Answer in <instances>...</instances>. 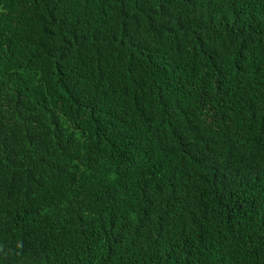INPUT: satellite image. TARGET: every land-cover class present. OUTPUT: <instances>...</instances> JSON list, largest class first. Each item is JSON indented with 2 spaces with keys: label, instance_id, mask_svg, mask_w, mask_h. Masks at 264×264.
Returning <instances> with one entry per match:
<instances>
[{
  "label": "trees",
  "instance_id": "1",
  "mask_svg": "<svg viewBox=\"0 0 264 264\" xmlns=\"http://www.w3.org/2000/svg\"><path fill=\"white\" fill-rule=\"evenodd\" d=\"M0 264H264V0H0Z\"/></svg>",
  "mask_w": 264,
  "mask_h": 264
}]
</instances>
